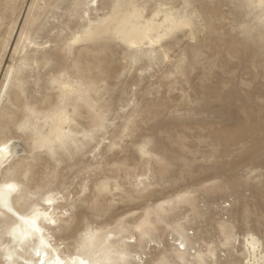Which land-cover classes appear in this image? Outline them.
Listing matches in <instances>:
<instances>
[{
	"label": "rangeland",
	"instance_id": "374dc122",
	"mask_svg": "<svg viewBox=\"0 0 264 264\" xmlns=\"http://www.w3.org/2000/svg\"><path fill=\"white\" fill-rule=\"evenodd\" d=\"M4 142L14 208L58 196L61 251L264 264V0H0ZM13 219L0 205V264Z\"/></svg>",
	"mask_w": 264,
	"mask_h": 264
},
{
	"label": "bare ground",
	"instance_id": "6f19581e",
	"mask_svg": "<svg viewBox=\"0 0 264 264\" xmlns=\"http://www.w3.org/2000/svg\"><path fill=\"white\" fill-rule=\"evenodd\" d=\"M107 27V24H103L97 30L89 31L86 34L92 36L105 31ZM145 36L146 29H139L137 27H131L129 29L128 40L132 44L142 40ZM7 74L9 76H7ZM7 74L4 76V79L6 80L11 78V69L8 70ZM65 85L67 84H61V87L63 88ZM3 89L5 88L3 87ZM3 89L2 91H4ZM44 118L49 119L52 122L51 131L53 133L52 135L55 137H57V135H55L56 133L61 132L63 124L68 122L66 112L61 109L52 112L49 115L47 114ZM0 146L5 149L3 153H0L1 170L3 164L8 161L10 148L6 142L0 143ZM9 184L15 185L18 190V186L13 180H3V182L0 183V205H7V207H4L6 209L11 208L14 218L12 227L6 231L10 244H1L4 264H55L57 258H59L63 264H73V262L79 264L81 260L85 261L86 264H94V259L91 260L89 257L82 256L78 253L61 251L59 246L53 242L52 235L48 232V229L53 225L51 221H57V217L60 213V211L55 208V203L58 200L56 193L53 191H47L43 195L41 203H34L28 212L23 213L14 208L13 196L16 195L17 190H9L7 188V185ZM49 199L52 201L51 204L47 202ZM33 220H35V224L32 223ZM37 228H39V231L36 230ZM248 238V244L254 248V238ZM15 253L16 258H21V253L28 254L30 258H24L22 261L17 262L14 257ZM23 261L30 262L24 263Z\"/></svg>",
	"mask_w": 264,
	"mask_h": 264
},
{
	"label": "snow or ice",
	"instance_id": "6c2138e0",
	"mask_svg": "<svg viewBox=\"0 0 264 264\" xmlns=\"http://www.w3.org/2000/svg\"><path fill=\"white\" fill-rule=\"evenodd\" d=\"M4 151H5V149H4L2 146H0V153H3ZM7 188H8L9 190H11V191H16V190H17L16 186H15V185H12V184L7 185ZM47 202H48L49 204L52 203L51 199H49ZM4 207H7V205H4ZM7 210H8L9 212H12V209H11V208H7ZM32 223L35 224V220H33ZM51 223L55 224L56 221L53 220V221H51ZM36 230L39 231V228H37ZM82 238H83L84 240H88V239H90V238H91V237H90V233H84ZM133 240H135V238H133ZM180 247L183 248L184 245L181 244ZM136 259L139 260V257H137ZM55 264H63V262L60 261L59 258H57ZM73 264H75V262H73ZM79 264H86V262L83 261V260H81V261L79 262ZM161 264H163V262H161Z\"/></svg>",
	"mask_w": 264,
	"mask_h": 264
}]
</instances>
